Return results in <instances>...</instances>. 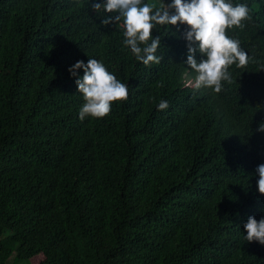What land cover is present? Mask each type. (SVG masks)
I'll list each match as a JSON object with an SVG mask.
<instances>
[{
    "label": "trees",
    "instance_id": "obj_1",
    "mask_svg": "<svg viewBox=\"0 0 264 264\" xmlns=\"http://www.w3.org/2000/svg\"><path fill=\"white\" fill-rule=\"evenodd\" d=\"M229 2L250 59L216 93L186 84L187 25L156 26L146 66L92 0H0V264H264L244 229L264 218V0ZM88 59L129 95L80 120Z\"/></svg>",
    "mask_w": 264,
    "mask_h": 264
},
{
    "label": "clouds",
    "instance_id": "obj_2",
    "mask_svg": "<svg viewBox=\"0 0 264 264\" xmlns=\"http://www.w3.org/2000/svg\"><path fill=\"white\" fill-rule=\"evenodd\" d=\"M91 8L95 12L103 9L105 13H116L106 16L101 23L105 26L119 24L124 29V45L130 48L137 61L146 66L159 64L162 59L156 55L160 37H153V29L158 25H187L186 63L192 70L187 71L184 78L187 85L196 89L203 86L219 93L222 81L233 82L229 66L235 63L243 68L249 63L250 58L241 48L240 41L226 34V30L234 27L243 29V21L251 19L245 4L234 6L229 0H171L170 4L164 0H155L151 4L143 0H106L104 3L92 0ZM197 52L204 58L197 61ZM77 69H83V76L77 78L75 84L85 101L79 110L80 120L103 118L110 113L114 102L128 99L129 86L109 72L102 61L88 59L87 64L77 61L69 68L71 76H77ZM194 79L195 84H191L189 80ZM167 107L166 100L158 104V110ZM257 130L264 132V123ZM256 173L259 176L258 192L264 194V164L257 166ZM244 229L247 233L245 240L264 245V218L257 221L250 216Z\"/></svg>",
    "mask_w": 264,
    "mask_h": 264
},
{
    "label": "rangeland",
    "instance_id": "obj_3",
    "mask_svg": "<svg viewBox=\"0 0 264 264\" xmlns=\"http://www.w3.org/2000/svg\"><path fill=\"white\" fill-rule=\"evenodd\" d=\"M189 82H190L191 84H195V79H194V80H189ZM11 262H12V260L9 261V263H11ZM37 262H38V259H35V260L32 261L31 264H37Z\"/></svg>",
    "mask_w": 264,
    "mask_h": 264
}]
</instances>
